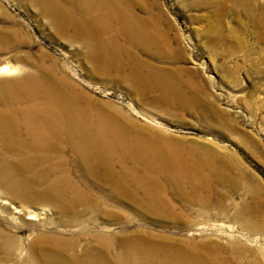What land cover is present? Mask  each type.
<instances>
[{"label":"rangeland","instance_id":"obj_1","mask_svg":"<svg viewBox=\"0 0 264 264\" xmlns=\"http://www.w3.org/2000/svg\"><path fill=\"white\" fill-rule=\"evenodd\" d=\"M119 8L125 22L113 27L124 69L95 61L88 37L75 25L57 27L34 0H0V68L55 74L80 94L97 125L139 138L153 157L180 159L198 180L195 192L163 175V188L152 192L172 207L153 210L145 189L137 201L113 195L68 148L72 177L104 202L98 218L81 216L83 245L106 233L206 253L228 247L229 257L241 240L264 261V0H119ZM134 66L142 78L132 77ZM150 73L169 78L165 90L145 84ZM12 77L0 74V81ZM15 205L37 214L44 205L0 200V227L25 245L33 233L56 232L44 225L57 213L28 219Z\"/></svg>","mask_w":264,"mask_h":264},{"label":"bare ground","instance_id":"obj_2","mask_svg":"<svg viewBox=\"0 0 264 264\" xmlns=\"http://www.w3.org/2000/svg\"><path fill=\"white\" fill-rule=\"evenodd\" d=\"M34 1L52 15L57 27L63 30L75 25L85 34L95 61L125 68L117 56L113 27L116 19L125 22L119 0ZM131 32L141 36L136 29ZM22 71V66L13 64L0 68V74L13 76L0 81V200L5 205L17 199L44 205L38 214L29 212L25 205L14 207L22 216L29 214L28 219H45L52 210L57 220L44 227L56 228V232L33 233L27 246L16 233L0 227V264H264L241 240L232 244L229 257L223 255L228 247L219 246L206 253L198 248L160 246L155 241L106 233L93 235V242L83 245L84 237L78 230L81 216L91 212L92 218H98L104 202L72 177L65 158L68 148L80 157L91 176L111 184L113 195L137 201L138 192L145 189L151 195L153 210L164 202L172 207L163 194L152 192L154 187L163 188V175L172 187L188 183L195 192L198 180L194 170L185 162L181 165L180 159L153 157L139 138L116 134L115 127L97 125L90 111L82 107L80 94L65 80L55 74L36 76ZM131 74L143 75L136 66ZM143 80L147 86L165 90L169 78L150 73Z\"/></svg>","mask_w":264,"mask_h":264}]
</instances>
